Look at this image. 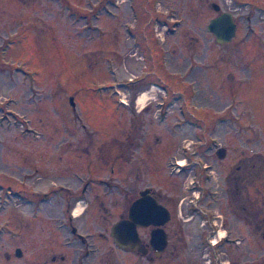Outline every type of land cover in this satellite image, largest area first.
<instances>
[{
  "label": "rangeland",
  "instance_id": "rangeland-1",
  "mask_svg": "<svg viewBox=\"0 0 264 264\" xmlns=\"http://www.w3.org/2000/svg\"><path fill=\"white\" fill-rule=\"evenodd\" d=\"M263 161L264 0H0V264H264ZM146 188L171 213L152 260L109 233Z\"/></svg>",
  "mask_w": 264,
  "mask_h": 264
},
{
  "label": "water",
  "instance_id": "water-1",
  "mask_svg": "<svg viewBox=\"0 0 264 264\" xmlns=\"http://www.w3.org/2000/svg\"><path fill=\"white\" fill-rule=\"evenodd\" d=\"M211 7L216 11L220 9L216 3H212ZM206 29L217 43L222 44L231 41L235 36L236 23L231 12L223 11L208 21ZM69 102L74 106L72 98H69ZM217 156L219 158L224 156L223 148L217 150ZM127 215L126 219L120 217L111 225L110 235L113 242L121 248L143 250L137 228L151 225L153 228L150 232L149 244L156 254H160L167 243L163 225L169 219V211L159 204L146 188L139 191L138 197L131 202ZM21 254V250L17 248L15 255L21 256Z\"/></svg>",
  "mask_w": 264,
  "mask_h": 264
},
{
  "label": "flooded vegetation",
  "instance_id": "flooded-vegetation-1",
  "mask_svg": "<svg viewBox=\"0 0 264 264\" xmlns=\"http://www.w3.org/2000/svg\"><path fill=\"white\" fill-rule=\"evenodd\" d=\"M219 14V13H218ZM148 189V188H147ZM240 185L238 184L237 186H236V188H235V192L234 193H236V195H237V192L239 193L240 192ZM149 192H150V194L157 200V202L159 203V204H161V205H163L166 209H167V207L162 203V201L159 199V197H158V195L154 192V191H152V190H150L149 189ZM138 197V194L136 195V196H134V197H132V196H128L127 197V206H125L124 208H123V212L122 213H120L119 214V218L120 217H122V218H124V219H126L127 218V213H128V208H129V206H130V204H131V202L134 200V199H136ZM168 210V209H167ZM169 211V210H168ZM170 217H171V213H170V211H169V219L165 222V224L163 225V228H164V231H165V233H166V235H167V243H166V246H165V248L167 247V244H168V233L166 232V230H165V226L167 225V223H168V221L170 220ZM119 220V219H118ZM152 228H153V226H147V227H139V228H137V232H138V235H139V229H147V233H148V235H147V238L146 239H143L142 237H140V235H139V238H140V241H141V244H142V249L143 250H137V249H130V248H127L128 250H131V251H134L135 253H137L138 255H140V256H142V257H146L148 260H152L153 258H155V257H158V256H160L164 251H165V248H164V250L160 253V254H156L155 252H154V250L153 249H151V246H150V244H149V241H150V232H151V230H152ZM69 231H70V233H71V235H78V236H80L81 237V233H83L82 231H79V230H77V228L73 225V224H69ZM111 236V235H110ZM112 238V237H111ZM83 241V240H82ZM112 241H113V239H112ZM81 244H82V242H81ZM115 244V243H114ZM116 245V244H115ZM117 246V245H116ZM118 248H121V247H119V246H117ZM122 249V248H121ZM22 253V252H21ZM22 255V254H21ZM14 256L15 257H20V256H16L15 255V252H14ZM61 258H63V256L61 255V254H58V255H56V254H52L51 256H50V260L52 261V262H55V260L56 259H61Z\"/></svg>",
  "mask_w": 264,
  "mask_h": 264
},
{
  "label": "trees",
  "instance_id": "trees-1",
  "mask_svg": "<svg viewBox=\"0 0 264 264\" xmlns=\"http://www.w3.org/2000/svg\"><path fill=\"white\" fill-rule=\"evenodd\" d=\"M249 160H253L254 158L253 157H249L248 158ZM255 162H256V160H255ZM247 163H248V165H250V161H245V160H241V161H239L238 162V164L235 166V168H234V170L230 173V175L231 174H234L235 176H233V182L235 183V185H232V195H233V198H235L236 199V197L237 196H239V197H241V195H240V192H241V190H240V192L238 193L237 192V195H236V193H234L235 192V188H236V186L240 183V181H241V177H242V174H244V170H245V168L247 167ZM257 163V162H256ZM262 164L264 165V161L262 162ZM252 167V170H254V168H255V174H257L258 172V170H259V168L261 169V166L257 169V164H255L254 166H251ZM246 170H247V168H246ZM236 171V172H235ZM261 172H263V171H261ZM255 174H251V176H253V175H255ZM229 179V178H228ZM240 185V184H239ZM241 187V186H240ZM241 189V188H240ZM235 195V196H234Z\"/></svg>",
  "mask_w": 264,
  "mask_h": 264
},
{
  "label": "bare ground",
  "instance_id": "bare-ground-1",
  "mask_svg": "<svg viewBox=\"0 0 264 264\" xmlns=\"http://www.w3.org/2000/svg\"><path fill=\"white\" fill-rule=\"evenodd\" d=\"M153 93H154V90L152 89L151 90ZM147 98V96H146V93L145 92H140L138 95H137V97H136V105L139 107V108H141V106H142V103H143V101L145 100ZM81 208H82V205H81V203H80V201H77V202H75L74 203V205H73V207H72V214L74 215V216H79L80 215V212H81ZM223 232L224 231H219L217 234H216V239L214 240H212V241H210V243L212 244V245H215V244H217L218 242H219V240H221L222 238H223Z\"/></svg>",
  "mask_w": 264,
  "mask_h": 264
}]
</instances>
